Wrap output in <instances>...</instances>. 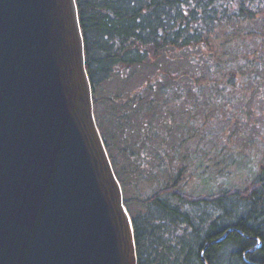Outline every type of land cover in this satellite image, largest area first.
Masks as SVG:
<instances>
[{
	"label": "trees",
	"instance_id": "16d2710c",
	"mask_svg": "<svg viewBox=\"0 0 264 264\" xmlns=\"http://www.w3.org/2000/svg\"><path fill=\"white\" fill-rule=\"evenodd\" d=\"M76 1L96 120L133 219L138 264H264V165L248 190L195 197L183 186L190 148H172V129H186L196 111L218 117L264 101V0ZM155 162L165 183L127 199L128 184L154 178Z\"/></svg>",
	"mask_w": 264,
	"mask_h": 264
},
{
	"label": "water",
	"instance_id": "95a60500",
	"mask_svg": "<svg viewBox=\"0 0 264 264\" xmlns=\"http://www.w3.org/2000/svg\"><path fill=\"white\" fill-rule=\"evenodd\" d=\"M0 264H138L76 0H0Z\"/></svg>",
	"mask_w": 264,
	"mask_h": 264
},
{
	"label": "rangeland",
	"instance_id": "374dc122",
	"mask_svg": "<svg viewBox=\"0 0 264 264\" xmlns=\"http://www.w3.org/2000/svg\"><path fill=\"white\" fill-rule=\"evenodd\" d=\"M117 84L107 85L106 91L113 90ZM202 112L194 113L197 114L186 129H172V148L181 147L183 151L190 148L184 191L195 197H206L223 188L250 189L254 175L264 165V101H250L244 113L238 106H228L227 111H221L222 116L218 117L214 113L206 115ZM183 136L189 140L185 146H181ZM153 166L151 168L158 171L154 178L128 184L127 199L150 196L165 183L169 176L166 168H157L156 162ZM129 206L134 211L146 213V207L137 201H129Z\"/></svg>",
	"mask_w": 264,
	"mask_h": 264
},
{
	"label": "bare ground",
	"instance_id": "6f19581e",
	"mask_svg": "<svg viewBox=\"0 0 264 264\" xmlns=\"http://www.w3.org/2000/svg\"><path fill=\"white\" fill-rule=\"evenodd\" d=\"M230 228H232V227H230ZM228 230V229H227Z\"/></svg>",
	"mask_w": 264,
	"mask_h": 264
}]
</instances>
